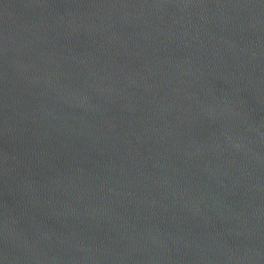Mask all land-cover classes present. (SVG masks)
Returning <instances> with one entry per match:
<instances>
[{
	"label": "water",
	"instance_id": "95a60500",
	"mask_svg": "<svg viewBox=\"0 0 264 264\" xmlns=\"http://www.w3.org/2000/svg\"><path fill=\"white\" fill-rule=\"evenodd\" d=\"M0 264H264V0H0Z\"/></svg>",
	"mask_w": 264,
	"mask_h": 264
}]
</instances>
